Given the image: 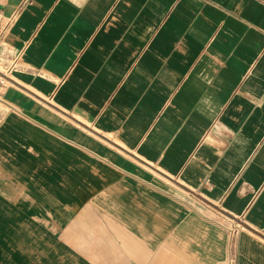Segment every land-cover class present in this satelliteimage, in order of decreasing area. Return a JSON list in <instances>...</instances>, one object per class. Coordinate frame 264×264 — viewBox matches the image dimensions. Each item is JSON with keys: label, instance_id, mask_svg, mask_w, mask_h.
Returning a JSON list of instances; mask_svg holds the SVG:
<instances>
[{"label": "crops", "instance_id": "obj_1", "mask_svg": "<svg viewBox=\"0 0 264 264\" xmlns=\"http://www.w3.org/2000/svg\"><path fill=\"white\" fill-rule=\"evenodd\" d=\"M6 68L1 264H264V0H0Z\"/></svg>", "mask_w": 264, "mask_h": 264}, {"label": "built area", "instance_id": "obj_2", "mask_svg": "<svg viewBox=\"0 0 264 264\" xmlns=\"http://www.w3.org/2000/svg\"><path fill=\"white\" fill-rule=\"evenodd\" d=\"M9 70L8 68L0 70V101H2L1 96L3 91L10 86L9 81L11 79L8 76Z\"/></svg>", "mask_w": 264, "mask_h": 264}, {"label": "rangeland", "instance_id": "obj_3", "mask_svg": "<svg viewBox=\"0 0 264 264\" xmlns=\"http://www.w3.org/2000/svg\"><path fill=\"white\" fill-rule=\"evenodd\" d=\"M16 219H12L13 223ZM1 223H4V218L3 217H0V224ZM1 240H4V242H6L5 238L3 237V235L0 233V241ZM1 243V242H0ZM1 247V245H0ZM1 261H2V248H0V264H1Z\"/></svg>", "mask_w": 264, "mask_h": 264}, {"label": "clouds", "instance_id": "obj_4", "mask_svg": "<svg viewBox=\"0 0 264 264\" xmlns=\"http://www.w3.org/2000/svg\"><path fill=\"white\" fill-rule=\"evenodd\" d=\"M208 102H209V100H208V99H205V100H204V103H208Z\"/></svg>", "mask_w": 264, "mask_h": 264}]
</instances>
